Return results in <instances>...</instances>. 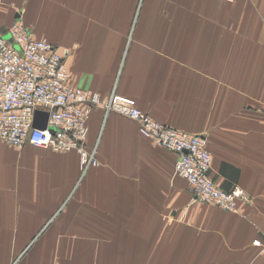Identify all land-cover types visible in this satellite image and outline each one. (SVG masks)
Segmentation results:
<instances>
[{"label":"crops","instance_id":"obj_1","mask_svg":"<svg viewBox=\"0 0 264 264\" xmlns=\"http://www.w3.org/2000/svg\"><path fill=\"white\" fill-rule=\"evenodd\" d=\"M30 1L31 18L42 2L56 11L54 33L37 37L76 44L70 84L168 124L204 99L186 130L206 133L215 184L247 197L236 211L190 201L174 152L94 107L84 146L99 163L85 171L76 150L0 140V264H264V0H67L64 14V0Z\"/></svg>","mask_w":264,"mask_h":264},{"label":"built area","instance_id":"obj_2","mask_svg":"<svg viewBox=\"0 0 264 264\" xmlns=\"http://www.w3.org/2000/svg\"><path fill=\"white\" fill-rule=\"evenodd\" d=\"M7 34L11 42L0 36L1 141L15 147L29 143L54 151L76 150L85 171L99 163L95 150L84 146V139L92 109L101 106L106 114L115 112L133 119L143 136L174 152L175 171L188 181L198 201L236 211L238 200L247 197L241 187L227 191L212 180V156L204 135L164 125L137 107L134 99L114 90L101 96L70 84L65 59L71 49L37 37L21 22L12 23ZM36 109L49 114L43 129L33 125ZM260 246L264 254V240Z\"/></svg>","mask_w":264,"mask_h":264},{"label":"rangeland","instance_id":"obj_3","mask_svg":"<svg viewBox=\"0 0 264 264\" xmlns=\"http://www.w3.org/2000/svg\"><path fill=\"white\" fill-rule=\"evenodd\" d=\"M138 1V0H137ZM135 0V6L137 7V10L139 9H145V10H152L154 8V2L152 0H140L139 2H137ZM99 4H101L100 2H98ZM7 4V5H6ZM32 4V2L30 0H18V2H16L15 0H12V1H6V3H4V0H2V4L0 6V9H2L4 7V5L7 6V8L9 9V17L11 16L12 19L11 21L8 23V27L18 21V22H21L24 26H26L28 29H32L31 31L34 33H42V34H39L41 35V37H44L46 36V32H50L52 33L54 31V25H52V20L54 18V14H55V10L53 9V6L51 8H48L47 6V3H41L39 5H37V8H36V12H35V17H32L30 16V12L29 10L31 9L30 8V5ZM59 5L58 6V9H57V14L60 12V13H68V2L67 0H64V2H59L57 3ZM91 5H95V4H91ZM138 5V6H137ZM174 5H178L177 3L174 2ZM140 6V7H139ZM162 9H164V7H161ZM104 8H102L103 10ZM104 10H110V7H105ZM17 14V16L15 14ZM13 14V15H12ZM104 16L106 17V13L104 12ZM10 17V18H11ZM146 19V20H145ZM147 17L146 15H144L143 18H141V24H144L145 21H147ZM30 23V24H29ZM6 26V25H5ZM4 26V27H5ZM53 30V31H52ZM57 34H58V25H57V28H56V31H55ZM34 33V34H35ZM54 33V32H53ZM35 34V35H36ZM46 39V38H44ZM48 40V39H46ZM49 41V40H48ZM51 42V41H50ZM54 43V42H52ZM59 44V43H58ZM64 47H69L71 49V53L74 49H76V44L75 45H63ZM72 46V47H70ZM83 88V87H82ZM86 89V88H85ZM91 91V90H90ZM94 92V91H92ZM97 93V92H96ZM99 94V93H98ZM111 94V93H110ZM109 94V95H110ZM100 95V94H99ZM108 96V95H107ZM195 99H191L190 100V106H185L184 107V113L180 114L179 112V109H180V105H178V107H176V110H177V114H174L173 117H172V121H175L174 123L171 124V122L168 124L165 123V122H162V121H158L156 120L155 118H153L148 112L145 111V113H147V115L151 116L153 119H155L156 121L164 124V125H168L174 129H177V130H182V131H186L188 133H191V134H199L198 132L197 133H193V132H190V131H197L196 129L194 130H190V131H187L186 129H190L188 127H191V125L195 124V121H192L193 119V115L191 114V112L195 111L196 109H198V107H204L206 106V104L204 103V99H200V102L199 104H195ZM97 107H101V106H97ZM138 107V106H137ZM103 108V107H102ZM104 109V108H103ZM142 110V109H141ZM143 111V110H142ZM261 112V110H260ZM183 128V129H181ZM202 135H204L207 139V135L206 133L202 132L201 133ZM152 139V138H151ZM157 143V142H156ZM158 144V143H157ZM174 174L178 177L181 178L180 175H178L175 171V166H174ZM183 179V178H181ZM174 184L175 181L173 182ZM190 185H188L189 187ZM189 190H190V193L188 194L189 196V200L192 201V202H202V201H198L195 196L193 195V191H192V188L191 186L189 187ZM206 203V202H205ZM126 228H131V226H128ZM162 249L158 252V253H161Z\"/></svg>","mask_w":264,"mask_h":264},{"label":"water","instance_id":"obj_4","mask_svg":"<svg viewBox=\"0 0 264 264\" xmlns=\"http://www.w3.org/2000/svg\"><path fill=\"white\" fill-rule=\"evenodd\" d=\"M5 38L10 42L12 41V38L10 37L9 34H7ZM48 115L49 114L47 111L36 109L34 111L33 125L37 128H41V129L45 128L48 121ZM50 129L53 130V128Z\"/></svg>","mask_w":264,"mask_h":264}]
</instances>
